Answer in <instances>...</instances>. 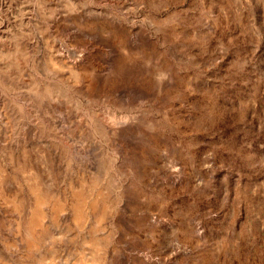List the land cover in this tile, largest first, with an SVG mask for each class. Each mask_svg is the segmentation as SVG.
Listing matches in <instances>:
<instances>
[{
  "label": "rangeland",
  "instance_id": "rangeland-1",
  "mask_svg": "<svg viewBox=\"0 0 264 264\" xmlns=\"http://www.w3.org/2000/svg\"><path fill=\"white\" fill-rule=\"evenodd\" d=\"M90 240L102 264H264V0H0V264Z\"/></svg>",
  "mask_w": 264,
  "mask_h": 264
},
{
  "label": "bare ground",
  "instance_id": "bare-ground-1",
  "mask_svg": "<svg viewBox=\"0 0 264 264\" xmlns=\"http://www.w3.org/2000/svg\"><path fill=\"white\" fill-rule=\"evenodd\" d=\"M32 192L35 194V204L34 208L31 211V219L28 224V239H27V247H28V252L30 254L33 253L34 249L36 248L37 244H40V242L44 241L47 239V233L44 231L43 227V220L47 217V214L43 211L44 206H46L49 201L47 198H45L43 195L41 196L35 187L32 188ZM12 198L11 203L13 204L12 206L14 207V211L16 213H19L20 210V203H17V199L19 197V192H13L12 196H9ZM6 199V198H5ZM9 202V201H8ZM84 195L82 192H78L75 196V201L72 204V211H73V221L76 225H80L86 216V211L84 209ZM55 205L52 207V212L51 214L56 215L59 212H63L65 209H67L66 203H62L60 201H55L53 202ZM90 209H93V206L90 207ZM52 216V215H51ZM105 216L104 211H101L98 215V222L100 223ZM19 219V218H18ZM14 228L16 231L20 230V219L18 222H14L13 224ZM86 246H91L92 247V253L89 255L82 254L79 259L74 261L73 263L70 264H102V258L100 257V252L102 251L103 245L100 243L95 242L94 240H90L88 242H84ZM49 254H53L50 253ZM52 260L51 257H46L44 260Z\"/></svg>",
  "mask_w": 264,
  "mask_h": 264
}]
</instances>
